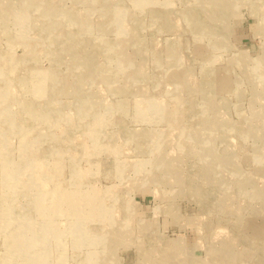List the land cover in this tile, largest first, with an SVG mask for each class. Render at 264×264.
<instances>
[{"label": "rangeland", "instance_id": "374dc122", "mask_svg": "<svg viewBox=\"0 0 264 264\" xmlns=\"http://www.w3.org/2000/svg\"><path fill=\"white\" fill-rule=\"evenodd\" d=\"M21 1L0 0V9L6 13L0 16V90L8 89L6 100L0 98V106L6 107L1 117L6 120L11 114L18 131L9 130L6 146L10 158L0 154V206L4 194L13 204L7 216L0 211V264L16 262L6 242L18 234L22 220L29 221L30 226L55 222L65 229V247L51 239L46 256V248L42 251V262L87 264L84 258L92 256L93 248L73 242L75 232L69 223L75 217L71 208L62 198L56 201L51 196L72 190V162L88 172L76 178L77 189L109 190L120 196L113 212L131 228L125 239L109 248L108 256L118 264H150L140 249L162 246L178 252L176 260L184 258L189 264H222L224 260L219 257L215 261L213 256L216 249L222 250L223 240L233 243L229 264H264V0H149L144 9L136 7L134 0H108L121 12L125 30L110 25L101 31L98 27L109 20L103 11L105 0H35L57 11L77 14L81 26L70 24L67 16L56 11L53 18L62 25L54 31L46 28L48 20L40 12L43 7L23 12ZM15 17L26 18L17 23ZM68 32L75 37L76 56L89 59L90 68L75 66L68 52L55 60L49 55L55 52L49 36L54 33L62 40ZM120 54L131 60L126 73ZM40 71L54 75V80L36 77L44 76ZM78 76L86 79L83 97L73 92ZM30 87H36L35 94ZM56 87L61 90H50ZM84 95L92 96L94 110H88V115L81 113L76 123L66 122V112L73 110ZM211 98L224 104L221 109L227 115L225 124H212L215 129L209 132L204 127L212 126L203 120L213 117ZM49 103L56 111L53 122L28 116L22 110L31 106L34 111L47 112ZM95 119L100 120L95 122L100 131L99 150L94 149V133H83L86 123L92 125ZM0 126L5 128L3 121ZM21 130L27 132L26 141H21ZM47 130L58 137L57 141L44 138L42 144L28 151L24 142L30 145ZM197 130L201 133L185 136ZM136 133L151 135L157 145L161 141V154L179 153L181 187L176 184L177 173L152 168L154 154L141 148L150 138ZM159 135L172 141L165 145L161 138L157 141ZM182 137L192 143L190 149L183 145L187 141ZM208 144L214 159L225 155L229 160L219 165V172L218 168L215 173L204 172L209 158L206 155L205 160L201 153L208 151ZM25 156L43 161L46 174L41 187L32 186L31 194L21 187L33 180L35 173L30 169L24 170L21 183L13 188L6 189L8 182H3L7 160L19 161ZM220 180L225 187L218 185ZM213 190L217 191L215 198L202 194ZM36 194L44 206L56 203L60 213L37 209L30 203ZM104 203L108 205L110 198ZM84 209L87 212L88 207ZM96 225L86 222L87 228ZM37 233L32 228L18 239L32 237L30 245L38 250Z\"/></svg>", "mask_w": 264, "mask_h": 264}, {"label": "bare ground", "instance_id": "6f19581e", "mask_svg": "<svg viewBox=\"0 0 264 264\" xmlns=\"http://www.w3.org/2000/svg\"><path fill=\"white\" fill-rule=\"evenodd\" d=\"M16 1V0H15ZM212 1V0H211ZM44 2V1H43ZM43 2H38V1H35V0H23L21 1V6L25 7L27 6L26 8H23L22 7V10L23 12L27 11L28 9H31L33 7L36 8V6H38L37 8L40 7V9L42 8V11L41 12V15L42 17L44 18H47L48 22H46V28L50 29L49 31H54L56 29L59 28V26H61L62 24L56 20L55 18H53L54 16V13L57 11L55 7H52L50 5H48L46 3V6L43 5ZM151 2V1H150ZM1 3V2H0ZM45 3V2H44ZM134 5L136 7H142L143 9L144 8H147L148 5L150 4L149 3V0H134ZM227 3V2H225ZM105 4L103 7H104V12L105 14H109V17H108V22L106 23H103L101 24L98 29L101 31V30H105L103 29L104 27L106 28V26H109L110 25L112 26V28H115V27H122L123 29L125 28L124 25L122 24V22H120V18H122V15H121V12H117L116 9H114L109 3H108V0H105ZM18 5V4H17ZM114 5V4H113ZM221 6H224V1H222V5ZM154 7V6H153ZM163 9V8H162ZM60 10V11H59ZM57 11V13H61L63 14L64 16H67L68 20L70 21V24H77L79 26H81L79 20H77V14L76 16L69 12V10H63V9H59ZM123 13H125L124 11H122ZM194 13V12H193ZM264 13V12H263ZM6 13H2L1 9H0V16L1 15H5ZM26 15V14H25ZM165 16V15H164ZM264 16V15H263ZM9 17V16H8ZM29 16H27L28 18ZM19 18H23V19H19ZM26 17H15L16 19V22L17 23H21L22 20H24ZM32 19V18H31ZM42 19V18H41ZM76 19V21H75ZM164 19V18H163ZM31 21V20H30ZM76 23H75V22ZM122 21V19H121ZM194 21V20H193ZM192 21V22H193ZM83 22V21H82ZM25 23V22H24ZM41 25V24H40ZM69 25V24H68ZM122 25V26H121ZM173 25V23H172ZM33 26V25H32ZM42 26V25H41ZM70 26V25H69ZM68 26V27H69ZM115 26V27H114ZM174 26V25H173ZM111 28V27H110ZM75 29V28H74ZM174 29V28H173ZM45 30V29H44ZM80 30V29H79ZM125 30V29H124ZM123 30V31H124ZM77 33V32H76ZM54 33H52L50 36H49V41L51 42V44L54 46L55 48V52L54 51H51L49 53V55L51 54L52 57H54L53 59H58L59 57H61L62 55H65V52H68L69 54H71L72 56V60H74V63L75 66L76 64L78 65H83V66H88L90 60L87 59L86 57L84 58H79L76 56L75 52H76V48H75V37L72 33L68 32L67 35H65V39L63 38L62 40H60V38L57 36V37H54L53 36ZM78 40V38H77ZM82 40V39H81ZM83 42V41H82ZM85 43V41H84ZM82 43V44H84ZM86 46V45H85ZM88 47V46H87ZM33 49V48H32ZM52 49V48H51ZM87 49V48H86ZM85 49V50H86ZM234 51V50H233ZM53 52V53H52ZM85 52V51H84ZM87 52V51H86ZM85 52V53H86ZM84 54V53H83ZM83 57V56H82ZM50 58V57H49ZM120 59H121V63H122V66L124 67V71L126 73V67H128V65L131 63V60L128 59L125 55L123 54H120ZM96 60V59H95ZM92 63V62H91ZM60 64V63H59ZM72 64V66H73ZM18 65V64H17ZM80 66V69L82 68ZM90 66V65H89ZM88 66V68H90ZM136 67V66H135ZM136 70V69H135ZM11 71V70H10ZM15 71V70H14ZM36 71V70H35ZM69 71V70H68ZM86 71V70H85ZM129 71V70H127ZM140 71V70H139ZM30 72V71H29ZM38 72V71H37ZM41 72V71H40ZM77 72V71H76ZM43 75L44 73L41 72ZM67 73V72H66ZM70 73H72L70 71ZM97 74V72H95ZM94 73V74H95ZM133 73V72H132ZM138 73V72H137ZM38 74V73H37ZM68 74V73H67ZM86 74V73H85ZM141 74V73H140ZM10 75V74H9ZM135 75V74H133ZM13 76V75H12ZM54 76V75H53ZM53 76L50 75V73H47V75H44V76H37L36 77H41L43 79H46L47 81H51V80H54L53 79ZM62 76V75H61ZM91 76V75H90ZM139 76V74H138ZM143 76V75H142ZM64 77V76H63ZM93 77V76H92ZM95 77V76H94ZM2 78V77H1ZM10 78V77H9ZM14 78V77H13ZM37 78V79H39ZM52 78V79H51ZM77 78V79H76ZM76 83H75V86H74V90L73 92L75 94H77L78 96L80 95L81 97H83V95L81 93H83V87H84V83H85V78H83V76H78L76 77ZM22 79V78H21ZM25 79V78H24ZM51 79V80H50ZM9 80V79H8ZM23 80V79H22ZM45 80V81H46ZM64 80V79H63ZM7 81V80H6ZM40 81V79H39ZM46 81V82H47ZM59 81V80H58ZM25 82V81H24ZM34 83V82H32ZM31 83V84H32ZM52 83V82H51ZM55 83V82H54ZM65 83V82H64ZM7 84V83H6ZM30 84V83H29ZM22 85H23V82H22ZM28 85V84H27ZM59 85V84H58ZM62 85V84H61ZM212 85V84H211ZM5 86V85H4ZM31 86V85H30ZM33 86V85H32ZM64 86V85H63ZM70 86V85H69ZM68 86V87H69ZM62 87V86H61ZM61 87L58 88H54V89H50V90H55L57 89L58 91L61 90ZM212 88V87H211ZM29 89V88H28ZM38 89V88H37ZM192 89V88H191ZM190 89V90H191ZM30 90L31 91H34V94L36 93V87H30ZM56 90V91H57ZM193 90V89H192ZM191 90V91H192ZM26 91V90H25ZM41 91V90H39ZM208 91V90H207ZM212 91V90H211ZM23 93V92H22ZM25 93V92H24ZM32 93V92H31ZM64 93V92H63ZM67 93V92H66ZM56 94V92H55ZM49 95V94H48ZM72 95V94H71ZM8 96V89H2L0 90V98L1 99H4L6 100L5 98H7ZM23 96V95H22ZM85 96V95H84ZM40 97V96H39ZM47 97V96H46ZM33 98V97H32ZM95 98V97H94ZM10 99V98H9ZM23 99V98H21ZM26 99V98H25ZM3 100V101H4ZM19 100V99H18ZM22 101V100H21ZM38 101V100H37ZM14 102V101H13ZM210 102H211V106H210V110L213 112V117L210 118V119H204L203 121L209 125V126H213L214 127H220L219 125L221 124H225L226 120H224L225 116L227 115L224 111H222L223 109V105L222 103H219L218 102H215V98L214 99H210ZM71 103V102H70ZM25 104V103H24ZM105 104V103H103ZM152 103H150L149 105H151ZM59 105V104H58ZM94 105H95V102H94V99L92 98V96H88L86 95L85 98L81 99L80 102L75 106V108L73 110H70L68 112H66L65 114V120L66 122L68 123H76V118L81 114V113H87L88 115V110H94ZM225 107V106H224ZM222 108V109H221ZM47 112L46 111H34V109L29 106V107H26V106H23L22 107V110L27 113L28 116H34V118H37V116H39L41 118V120L43 121H50V122H53L51 120V117H54L53 115L56 113L55 110H53L52 108V105L51 103L48 104L47 106ZM220 112H218V110H220ZM6 111V107L5 109L3 107L0 106V123L3 121V124H5V128H1L0 126V154H2V158H10V154L8 155L9 153V147L6 146L7 144V140L9 138V133H11V129L12 131L15 130V132H18L17 131V125L14 123V121L12 120V117H11V114L9 116H7V119L6 120H3L2 117H1V114L3 112ZM65 110V108H64ZM12 112V111H11ZM144 112V111H142ZM140 113V111H139ZM44 116V118H42ZM82 116V115H81ZM80 116V117H81ZM222 116V117H221ZM221 117V118H220ZM27 119V118H26ZM20 120V119H19ZM22 122V121H21ZM95 122L96 124H99L100 123V120L94 121V123L92 125L86 123L85 127V131L83 132L84 134L85 133H88L89 131L92 133H94V136H95V143H94V149L95 150H99L102 146H101V142L98 141V137L100 136L99 134V129L97 126H95ZM24 123V122H23ZM42 124V123H41ZM26 126V125H25ZM212 126V128H207V127H204L205 130L209 131L211 129H215L214 127ZM31 127V126H30ZM28 128V127H27ZM8 129V131H6ZM25 129V128H24ZM89 129V130H88ZM10 130V131H9ZM201 130V129H199ZM195 131V133L193 132L192 134H186L185 136L186 137H193V136H196L198 135L199 133H201V131ZM203 130V129H202ZM245 130H247L245 128ZM48 131V130H47ZM99 131V132H98ZM22 132L21 135H23V137L21 138V141L26 138L25 134V131L23 132L22 130L20 131ZM7 133V134H6ZM31 133V132H30ZM78 133V132H77ZM124 133V132H123ZM102 134V133H101ZM141 134V135H140ZM180 134V133H179ZM40 135V134H39ZM71 135V134H70ZM91 135V134H90ZM131 136L134 135V132L130 134ZM137 136H143V138L145 137L146 140H148L150 137H152L151 135H146V133H136ZM161 135V134H160ZM159 135V136H160ZM164 135V133L162 134ZM191 135V136H189ZM157 137V141H159V138L162 139V141L166 144L165 145H168L170 143V141H172V138L170 137H163V136H160V137ZM72 137V136H71ZM71 137H67L68 139H71ZM44 138H47L51 141H57V138L51 131H48L47 134L43 135L41 134L40 136H38L36 139H33L32 141H30V145H26V143L24 142L23 145H25L27 148H28V151H32L35 147V145H39L42 140ZM73 138V137H72ZM184 137H182L181 140H183ZM145 139L142 140L145 141ZM152 138H150V141H148L147 143L146 142H143L145 143L146 145L145 146H141V148H144L146 147L147 148V152H151L154 154V157H153V166L152 168H158L159 170L160 169H163V170H170V171H173L174 173H177L176 174V184L178 186L181 187L180 185V182L182 181V176H181V172H180V169L179 167H177V164L179 163V153L176 155L175 153L174 154H161L160 151L158 150L160 147H159V144L157 145V143L155 142V140H151ZM6 143H4V141ZM23 141H26V140H23ZM184 141H187L186 143H183ZM183 145L189 147V149L191 148L190 145H192V143L189 144L188 140H183ZM22 144V143H21ZM42 144V143H41ZM47 144V143H46ZM84 144V143H83ZM174 144V142L172 143ZM78 145V144H77ZM66 146V145H65ZM209 148H208V151L201 153L200 155L205 157V160H206V155L208 156L209 159H207V165L204 168V172L208 173L210 172V170L212 171L211 173H215L216 169L218 168V171H220V167L219 165L220 164H225V161H229V160H226V156L224 155L223 157L221 156H217V158H213L214 157V152L212 151V146L210 144H208ZM39 147V146H38ZM37 147V148H38ZM54 148V146H52ZM77 147V146H76ZM114 147V146H113ZM171 147V145H170ZM41 148V147H40ZM48 148V147H47ZM110 148V147H109ZM145 148V149H146ZM37 151V150H36ZM212 151V152H210ZM52 152H55V149H52ZM63 152V151H62ZM94 153V152H93ZM160 153V154H159ZM216 153V151H215ZM82 154V153H81ZM80 154V155H81ZM198 155V154H197ZM62 156V155H61ZM79 157L81 156H78L76 159H79ZM88 158V157H87ZM94 159V158H93ZM19 161H11V159H8L7 160V164H5L4 168H5V177L3 179V182L4 180L8 182L7 185H4V186H7L5 187L6 189H10V188H13L14 184L15 186L18 185V182H20V176L24 173V170H32V172H34V178L33 180L31 181V183L29 184H25L24 186H21L22 187V191L29 194H31V188L32 186H36V187H39L42 183H43V180H44V177H45V172L43 170V161H40L39 159L31 156V158H28V156H25V157H21L20 159H18ZM96 160V159H95ZM75 161V160H74ZM155 162H157L155 164ZM115 165V164H114ZM216 165V167H215ZM196 166V165H195ZM45 169V168H44ZM70 171H71V180H73V183L71 184V188L72 190L68 189V190H63L62 192H57L55 194H51V196L54 195V198H56L55 200L59 201L60 198H62L64 200V202L67 204V206H69L71 208V212L73 213L74 217H75V223L71 222L69 223V227H72L74 229V232H75V236H74V239H73V242L79 246H88L90 245L91 248H93V251H92V256L90 257V255L86 256L84 258V262H86L87 264H118L117 262H115L114 260H111V258L108 256V254H110L111 256V247H115L116 243L119 242L121 239H125L126 238V233L130 230V226H128L126 223H122V221L119 219V218H116L115 215H117V213H114L113 210L116 209L117 210V206H118V200L120 199V196L117 192H112V191H109V190H105L104 192H101V193H98L96 192L95 190H88L86 192H83L79 189H77L75 186H76V178H82L84 177V175H86V173H88L84 168H81L80 166H78V163L77 162H72V164L70 165ZM113 171H114V168H113ZM48 172V171H47ZM46 172V173H47ZM119 175H121L119 173ZM122 176V175H121ZM123 177V176H122ZM91 178V177H90ZM145 179H148V177L146 176ZM189 182V180L187 181ZM211 182V180L209 181ZM21 183V182H20ZM86 183V182H85ZM224 181L220 180L218 182V185L223 187L224 186ZM227 184V183H226ZM41 187V186H40ZM225 187V186H224ZM85 189V188H84ZM202 189V188H201ZM224 192V191H223ZM4 194V193H3ZM203 195H207V196H210L212 198H215L217 196V191H206L204 193H202ZM214 195V196H213ZM221 196L223 197V193H221ZM106 197H109L110 198V203L107 205H105L104 203V199ZM219 197V196H218ZM204 198V197H203ZM211 198V199H212ZM10 198H8L6 196V194L2 195V199H1V202H2V206H0V211L2 210L4 212V214H6V216L11 213L12 211V202L9 200ZM225 199H222L221 201H223ZM219 201V200H217ZM208 202V201H207ZM206 202V203H207ZM31 204L33 203L34 206L37 207V209H40V210H43V211H46L47 213L48 212H53L55 213L56 211V214L60 213V210L59 208L56 207V203H53L52 202V205L50 206H44V204H42V199L39 198V195H34L33 196V199H32V202H30ZM36 204V205H35ZM124 204L125 201H124ZM204 204V203H203ZM123 205V204H122ZM124 206V205H123ZM221 206V205H220ZM85 207H88V210L87 212L85 211ZM210 207V206H209ZM115 210V212H117ZM220 210L223 211V207L221 208L220 207ZM16 214V213H15ZM124 215H128L127 212L124 213ZM98 217L101 218L98 220ZM14 218V217H13ZM104 218V220H103ZM88 221H92L94 223H96L97 225V228H87L86 227V222ZM19 224V223H18ZM47 224V222H46ZM40 224V225H34L32 224V226L29 225V221H26V220H22L21 223L18 225L19 228L21 229H18L17 232L18 234L16 236H14V238H11V239H8L7 242H6V245L9 246L10 249L12 250H20L18 251V253H16V251H12L10 250V255H12V257L15 256V258H17V261L15 263H8L7 261H5V264H45V262H42L43 257L46 256V253L48 252L49 250V243L51 241V239L58 244L60 245L62 248L65 247V245L63 246L62 243L64 242V240H62L63 238V235L65 233V229L62 228V227H59L57 224H55V222H52L51 224ZM34 228L35 232L37 233L38 231H41L40 233H37L38 236H36V246L38 247V250L36 249H32V246L30 245L31 244V240L32 237H27L25 238L24 240H27V241H19L18 239V235H21L23 233H25L27 230L30 231V229ZM148 229V228H147ZM143 230V229H141ZM140 230V231H141ZM145 231V230H144ZM224 232V231H223ZM225 233V232H224ZM146 234V233H145ZM143 235V234H142ZM225 236H226V233H225ZM140 237H143V236H140ZM148 237V236H147ZM146 237V238H147ZM139 238V237H138ZM41 239V240H40ZM141 239V238H140ZM141 241V240H140ZM219 241V240H218ZM138 242V241H137ZM177 245H179L176 242ZM173 243V244H174ZM142 244V243H141ZM151 244V243H149ZM175 244V245H176ZM222 250H215L214 252V256H213V260L216 259L218 260V258L220 257L221 260H224L222 264H229L233 259H232V254L230 252V249L232 248V241L230 240H223L222 241ZM156 245V244H155ZM167 245V244H166ZM175 245H172L173 248H175ZM150 247V246H149ZM46 248V252L45 254L43 255L42 257V251ZM141 248V247H140ZM143 248V246H142ZM167 248H169L168 246H162V247H152V248H148V247H144L143 249H140V254L142 256H144L143 259H145V261H148L150 262V264H172L173 262H175L176 264H189L187 263V260H185L184 258H181L180 260H176L177 259V253L178 252H173L171 251V248L170 250H167ZM106 249V250H104ZM97 250V251H96ZM61 252V251H60ZM91 253V252H90ZM155 255V256H154ZM19 256V258H18ZM190 256V255H189ZM10 257V256H9ZM107 260V261H106ZM189 262V261H188ZM225 262V263H224ZM260 261H258L259 263ZM59 264V263H58ZM140 264H143L142 262ZM212 264H214V261L212 262Z\"/></svg>", "mask_w": 264, "mask_h": 264}]
</instances>
